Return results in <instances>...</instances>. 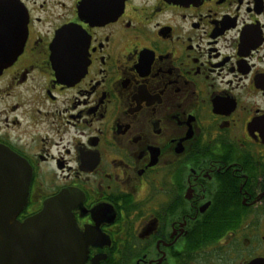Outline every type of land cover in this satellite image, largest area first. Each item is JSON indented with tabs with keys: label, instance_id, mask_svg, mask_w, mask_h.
<instances>
[{
	"label": "flooded vegetation",
	"instance_id": "1",
	"mask_svg": "<svg viewBox=\"0 0 264 264\" xmlns=\"http://www.w3.org/2000/svg\"><path fill=\"white\" fill-rule=\"evenodd\" d=\"M12 1L27 33L0 69V149L30 171L14 221L63 194L83 264H264V0H0V51Z\"/></svg>",
	"mask_w": 264,
	"mask_h": 264
},
{
	"label": "water",
	"instance_id": "2",
	"mask_svg": "<svg viewBox=\"0 0 264 264\" xmlns=\"http://www.w3.org/2000/svg\"><path fill=\"white\" fill-rule=\"evenodd\" d=\"M6 8L10 46L0 51V69L5 62L19 55L27 33L22 4L12 1ZM29 179L30 171L25 162L0 149V251L3 253L0 264H83L88 243L78 233L70 212L72 207L65 195L50 198L39 214L24 222L14 221L16 213L25 204ZM14 247H18V253L13 252ZM24 249L28 250L25 258L20 256Z\"/></svg>",
	"mask_w": 264,
	"mask_h": 264
}]
</instances>
